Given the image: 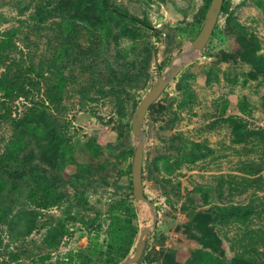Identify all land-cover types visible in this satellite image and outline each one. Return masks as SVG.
<instances>
[{
  "label": "rangeland",
  "instance_id": "rangeland-1",
  "mask_svg": "<svg viewBox=\"0 0 264 264\" xmlns=\"http://www.w3.org/2000/svg\"><path fill=\"white\" fill-rule=\"evenodd\" d=\"M108 3L0 0V264H264V0Z\"/></svg>",
  "mask_w": 264,
  "mask_h": 264
},
{
  "label": "water",
  "instance_id": "water-1",
  "mask_svg": "<svg viewBox=\"0 0 264 264\" xmlns=\"http://www.w3.org/2000/svg\"><path fill=\"white\" fill-rule=\"evenodd\" d=\"M223 0H212L208 18L206 19L202 29L199 31L198 37L193 42L194 46L202 49L206 43L209 41L212 31L214 30L217 21L220 16V8ZM183 63L180 65H172V67L166 72L165 76H161L159 82L152 87V89L147 93V95L142 99L139 104L137 116L134 122L135 133L138 137L142 136V124L146 113L151 106V104L158 99L162 94L166 86L168 85L170 79H172L178 71L181 69ZM143 158H144V141L141 139L136 150L133 163V185H134V195L139 200H146L147 196L144 191L143 186ZM157 217L155 221H157ZM148 230L143 232L144 237H147ZM145 240V239H144ZM144 251V245H142L137 251L136 255L129 260L124 261L122 264H133L135 261L139 260Z\"/></svg>",
  "mask_w": 264,
  "mask_h": 264
},
{
  "label": "trees",
  "instance_id": "trees-1",
  "mask_svg": "<svg viewBox=\"0 0 264 264\" xmlns=\"http://www.w3.org/2000/svg\"><path fill=\"white\" fill-rule=\"evenodd\" d=\"M104 4H105V6H109L108 4V0H104ZM7 88V87H6ZM8 89V88H7ZM9 90V89H8ZM133 211H132V214H133V216H134V219L136 218V207H135V205H134V203L133 202H131V201H129L128 199H125V201H124ZM133 219V220H134ZM136 228H137V226L135 225V223L133 224L132 223V230H133V234L136 232ZM125 244V243H124ZM122 245V248H121V251H120V253H119V255H118V257H117V259L118 260H122L123 258H125L127 255H128V253H129V251H130V248H131V244H125V245Z\"/></svg>",
  "mask_w": 264,
  "mask_h": 264
}]
</instances>
